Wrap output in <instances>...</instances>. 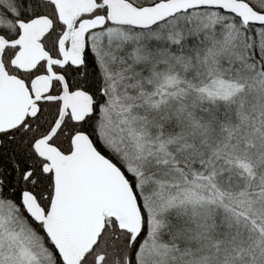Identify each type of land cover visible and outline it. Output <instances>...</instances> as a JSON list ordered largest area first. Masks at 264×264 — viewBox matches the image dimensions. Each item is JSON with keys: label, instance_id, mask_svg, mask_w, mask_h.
Wrapping results in <instances>:
<instances>
[{"label": "snow or ice", "instance_id": "1", "mask_svg": "<svg viewBox=\"0 0 264 264\" xmlns=\"http://www.w3.org/2000/svg\"><path fill=\"white\" fill-rule=\"evenodd\" d=\"M0 264H264V0H0Z\"/></svg>", "mask_w": 264, "mask_h": 264}]
</instances>
